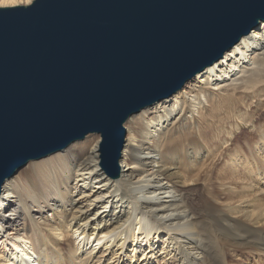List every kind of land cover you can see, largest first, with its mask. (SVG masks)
<instances>
[{"label":"bare ground","instance_id":"1","mask_svg":"<svg viewBox=\"0 0 264 264\" xmlns=\"http://www.w3.org/2000/svg\"><path fill=\"white\" fill-rule=\"evenodd\" d=\"M34 1L0 0V9ZM123 127L116 176L102 168L101 136L90 134L4 180L0 264L264 259L263 20Z\"/></svg>","mask_w":264,"mask_h":264},{"label":"water","instance_id":"2","mask_svg":"<svg viewBox=\"0 0 264 264\" xmlns=\"http://www.w3.org/2000/svg\"><path fill=\"white\" fill-rule=\"evenodd\" d=\"M264 21V0H35L0 9V190L30 159L99 134L118 175L134 113Z\"/></svg>","mask_w":264,"mask_h":264},{"label":"rangeland","instance_id":"3","mask_svg":"<svg viewBox=\"0 0 264 264\" xmlns=\"http://www.w3.org/2000/svg\"><path fill=\"white\" fill-rule=\"evenodd\" d=\"M230 124H231V122H228V121H226V123H225V128H226V130L227 129H230ZM126 136V135H125ZM238 136V138H239V140L241 141V142H245V137L247 136V133H246V135H242V134H238L237 135ZM253 181V180H252ZM191 191H192V194L196 197V195L197 196H199L200 194H201V188H197V189H191ZM195 205H197L196 204V202H195ZM258 213H256L255 215H257ZM39 244H40V246H41V249H42V251L44 252V248H46V247H43V245H41V243L39 242ZM38 248V247H37ZM246 259H244V261L242 260V258L241 257H239L242 261H241V264H264V259L262 260V259H260L259 260V257H257L256 258V256H253L252 254H250V255H245L244 256ZM255 258V259H254ZM230 264H235V263H233V262H230ZM240 264V263H239Z\"/></svg>","mask_w":264,"mask_h":264}]
</instances>
